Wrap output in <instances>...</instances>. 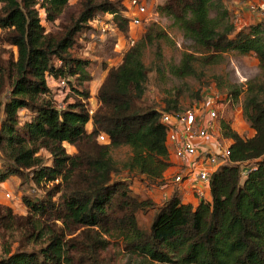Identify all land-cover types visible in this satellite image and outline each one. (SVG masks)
<instances>
[{
  "label": "trees",
  "instance_id": "obj_1",
  "mask_svg": "<svg viewBox=\"0 0 264 264\" xmlns=\"http://www.w3.org/2000/svg\"><path fill=\"white\" fill-rule=\"evenodd\" d=\"M68 2L0 0L1 45L16 48V56L4 60L0 45V183L11 175L21 184L52 183L42 187V195L23 198L24 216L0 204V229L8 233L0 243V264H107L100 253L114 231L124 249L157 264H264V21L237 27L222 0H166L155 6L193 44L194 52H184L171 66L175 76L191 75L194 62L217 63L231 51L252 53L259 74L247 82L241 103L253 134L243 137L228 120L220 122L231 140V163L211 176L210 199L193 205L173 194L145 230L137 212L153 203L133 195L126 178H114L118 169L110 151L128 146L125 168L152 182L160 181L168 166L159 109L136 103L145 92L144 51L166 35L151 24L126 48L121 61L108 68L90 112L89 91L77 86L89 80L90 61L69 49L99 14H110L123 33L129 21L125 8L81 0L77 15L61 20L56 31L46 30L42 20L60 19ZM47 77L65 79L78 98L56 107ZM239 93L234 87L227 97L237 101ZM178 99H167L163 110H178ZM20 109L29 112L23 122ZM100 133L107 143L97 140ZM64 142L76 151L67 153ZM40 149L49 152L50 164L37 154Z\"/></svg>",
  "mask_w": 264,
  "mask_h": 264
},
{
  "label": "rangeland",
  "instance_id": "obj_2",
  "mask_svg": "<svg viewBox=\"0 0 264 264\" xmlns=\"http://www.w3.org/2000/svg\"><path fill=\"white\" fill-rule=\"evenodd\" d=\"M81 0H69L64 9V13L60 19L54 22H46L42 20L46 30H58L59 22L66 21L67 16L78 14L79 2ZM95 2H110L115 4L121 11L126 8L124 0H94ZM149 15L147 20L141 19L137 26H129L127 32L117 30L112 21L111 15L99 14L95 20L89 24V29L79 33L76 43L69 49V54L87 59L90 61L87 67L89 80L77 83L79 88L89 91L87 99L88 107L93 110L97 107L98 101L95 97L97 89L105 77L107 70L111 66L117 65L123 56V52L129 47L130 40H137L143 32L154 24L158 31L165 33L166 37L155 39L144 51L143 62L146 65L147 78L145 81V92L141 99L136 103L140 106L151 105L159 110L165 106V101L173 100L178 95L179 109L198 105L205 102L211 93L217 91L222 98L227 96V92L234 87L240 89L237 101L222 100L218 108V114L229 121L231 128L243 137H249L253 134V129L244 119L242 114V100L244 92L249 80H253L259 74L258 61L251 54H238L235 51L223 53L219 62L204 65L201 60L194 62L193 73L183 78H179L171 73L172 65L180 63L181 56L184 52H194L191 41L184 38L183 33L175 25L170 18L163 15H155V6L162 4L166 0H144ZM229 11L230 21L237 27H243L259 20L264 21V0H222ZM125 10V9H124ZM123 11V15H124ZM134 13V12H133ZM41 16H43L41 14ZM59 27V28H58ZM1 35V31H0ZM1 45V40H0ZM4 51L1 52L3 59L7 60L12 56H16V48L6 43L1 45ZM195 55H199L195 53ZM6 79V86L10 80ZM70 82H74V78L70 77ZM48 85L51 88L50 98L56 107L66 104V102L77 99L78 96L72 91L71 86L68 88H60L56 85V81L47 77ZM2 93H0V96ZM29 112L26 109H20L18 116L19 121L23 122L28 118ZM90 122L86 124V129L90 128ZM92 128V124H91ZM63 146L67 153L72 154L76 151L75 147L68 142H64ZM44 160L45 164L51 163V156L48 151L40 149L38 153ZM110 154L116 163L118 169L114 178H126L131 193L139 198L150 199L153 207L137 212L139 225L142 229L147 230L156 208L160 206L158 201L157 185L159 181L152 182L145 178L143 174L136 170H128L124 164L130 156L128 146H119L111 149ZM166 170V169H165ZM46 184L35 185L32 182L21 184L20 179L15 176H9L4 182L0 183V204L9 206L16 216H24L26 207L23 203L25 196L33 197L44 193L42 187L51 185ZM6 193L10 197H6ZM182 195V194H181ZM181 197V196H179ZM8 238V233L0 229V243ZM108 239L109 245L101 251V257L107 264H157L140 256L134 255L124 249V245L118 232H112Z\"/></svg>",
  "mask_w": 264,
  "mask_h": 264
},
{
  "label": "built area",
  "instance_id": "obj_3",
  "mask_svg": "<svg viewBox=\"0 0 264 264\" xmlns=\"http://www.w3.org/2000/svg\"><path fill=\"white\" fill-rule=\"evenodd\" d=\"M124 1V16L128 18L129 26L139 25L142 18L147 20L149 13L144 0ZM40 14H43L42 8ZM155 15H158L157 11ZM134 41L131 38L130 44ZM56 85L68 88L65 79L56 81ZM222 100L230 99L227 96L222 98L214 91L207 101L198 105L171 111L159 110V120L165 127L168 153V166L156 187L159 202L162 203L173 194L190 203L210 199L211 176L231 163V140L220 130L223 117L218 114V108ZM89 111L92 112L91 109ZM97 140L107 143L109 138L105 133H100ZM5 195L10 197L9 193Z\"/></svg>",
  "mask_w": 264,
  "mask_h": 264
},
{
  "label": "crops",
  "instance_id": "obj_4",
  "mask_svg": "<svg viewBox=\"0 0 264 264\" xmlns=\"http://www.w3.org/2000/svg\"><path fill=\"white\" fill-rule=\"evenodd\" d=\"M47 82H48V80H47ZM90 122V121H89ZM91 123V122H90ZM90 129H91V124H90V128H87V131H90ZM193 205H196V203H197V201H192L191 202Z\"/></svg>",
  "mask_w": 264,
  "mask_h": 264
}]
</instances>
